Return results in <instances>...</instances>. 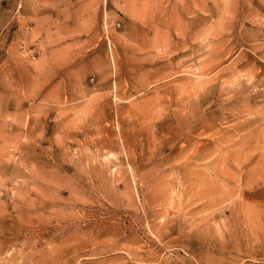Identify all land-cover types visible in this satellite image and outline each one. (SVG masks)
<instances>
[{"label":"rangeland","instance_id":"1","mask_svg":"<svg viewBox=\"0 0 264 264\" xmlns=\"http://www.w3.org/2000/svg\"><path fill=\"white\" fill-rule=\"evenodd\" d=\"M0 264H264V0H0Z\"/></svg>","mask_w":264,"mask_h":264}]
</instances>
